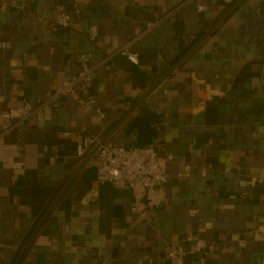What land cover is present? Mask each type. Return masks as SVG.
Masks as SVG:
<instances>
[{
  "label": "crops",
  "instance_id": "obj_1",
  "mask_svg": "<svg viewBox=\"0 0 264 264\" xmlns=\"http://www.w3.org/2000/svg\"><path fill=\"white\" fill-rule=\"evenodd\" d=\"M125 43L138 64L105 59ZM82 53L105 119L63 96L0 137V264H174L190 233L216 248L185 264H264V0H0V125ZM124 117L110 141L153 143L168 174L146 219L95 180L97 154L77 172L78 145Z\"/></svg>",
  "mask_w": 264,
  "mask_h": 264
},
{
  "label": "built area",
  "instance_id": "obj_2",
  "mask_svg": "<svg viewBox=\"0 0 264 264\" xmlns=\"http://www.w3.org/2000/svg\"><path fill=\"white\" fill-rule=\"evenodd\" d=\"M204 7H201L202 10ZM71 17L67 13H60L57 24L67 27ZM152 23L147 25L151 28ZM130 43L121 45L117 50L107 53L105 59L111 58L116 53L125 55L132 63L138 64L137 53L129 49ZM82 62L81 70L61 83H59L47 99L37 101L25 100L20 105L3 113L5 125H0V137L7 133L12 127L32 117L40 108L56 103L61 97L69 96L85 110L96 115L101 121L106 114L96 104L91 94L93 79L101 63H91L89 55H80ZM100 136H86L77 147L80 157L85 156L90 150L99 144ZM100 159L97 166L96 178L98 183H110L118 188H128L133 193V213L141 219H146L148 214L160 208L166 201L165 185L168 174L165 170L164 159H162L153 143L139 146L116 145L112 141L101 144L96 152ZM169 155L167 159H171ZM189 245H170L167 249V257L174 264H185L188 254H196L204 251L212 252L216 248L215 243L207 242L204 238L190 233L187 237Z\"/></svg>",
  "mask_w": 264,
  "mask_h": 264
},
{
  "label": "water",
  "instance_id": "obj_3",
  "mask_svg": "<svg viewBox=\"0 0 264 264\" xmlns=\"http://www.w3.org/2000/svg\"><path fill=\"white\" fill-rule=\"evenodd\" d=\"M233 8V7H232ZM225 17V16H224ZM222 17L221 19H219L218 23L221 22L223 20ZM163 78V77H162ZM158 83V82H157ZM157 83H155V85L150 89L148 90L143 99L146 98L150 92L155 88V86L157 85ZM133 111V110H132ZM132 111H130L128 114H130ZM126 117H124L121 121H119L116 125H114L106 134H104L101 139H100V142L99 144H97L95 147H93V149L89 152V154L86 156V158L84 159V161L81 163L80 167L78 168L77 172L80 171L84 166L87 165V163L93 158V156L96 154L99 146L105 142H107L108 140H110V138L112 137V135L114 134V132L116 131V129L118 128V126L123 122V120L125 119ZM17 264V263H16Z\"/></svg>",
  "mask_w": 264,
  "mask_h": 264
}]
</instances>
